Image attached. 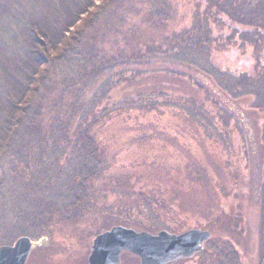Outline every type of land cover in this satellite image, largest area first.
I'll use <instances>...</instances> for the list:
<instances>
[{"label":"trees","instance_id":"1","mask_svg":"<svg viewBox=\"0 0 264 264\" xmlns=\"http://www.w3.org/2000/svg\"><path fill=\"white\" fill-rule=\"evenodd\" d=\"M84 1L8 0L10 7L0 11V105L7 101L14 109L11 88L21 83L24 89L19 101L24 106L18 103L15 113L0 107V157L19 159L7 166L1 160L0 182H7V171L17 170L23 182L66 178L80 182L69 186V196L84 198L87 182L109 169L111 123L148 115L160 125L159 115L169 110L217 134L240 132L246 149L254 146V124L261 121L260 110L264 113V0H194L207 7L183 14H176L172 0H152L142 8L152 23L135 21L140 17L131 14L139 8L127 10L121 8L123 0H113L97 9L95 21L88 22L95 24L71 32L75 9ZM4 3L0 0V6ZM174 17L180 20L175 23ZM49 30L62 44L56 55L26 46V37L38 45L37 35L49 36ZM248 47L252 57L243 53L249 60L241 61L249 62L241 71L214 61L222 50L239 53ZM27 49L34 62L24 66ZM10 54L18 55L22 68L11 71ZM226 246L214 249L217 260L207 259L219 264L230 250Z\"/></svg>","mask_w":264,"mask_h":264},{"label":"rangeland","instance_id":"2","mask_svg":"<svg viewBox=\"0 0 264 264\" xmlns=\"http://www.w3.org/2000/svg\"><path fill=\"white\" fill-rule=\"evenodd\" d=\"M87 1L82 8L75 9L79 13L74 27H70L71 32L94 20L97 9L113 0H92L86 6ZM151 1L123 0L121 8H139L131 14L140 17L135 21L152 23L154 20L142 9L151 6ZM10 3L5 0L0 11L7 10ZM171 3L176 14L196 6L207 7L196 5L194 0H172ZM179 20L174 17L175 23ZM37 36L38 45L30 36L26 37L29 49L34 46L42 55L49 52L56 55L62 48L60 39L51 30L49 36ZM3 45L12 53L11 46ZM252 49L248 47L239 53L231 48L222 50L214 61L225 70L241 71L249 62L241 61L249 60L243 53L251 59ZM33 54L28 49L24 52V66L34 62ZM17 56L10 54L6 58L15 59L10 62L12 72L22 68L16 61ZM23 91L21 83H17L10 93L16 104L14 109L7 101L0 107L15 113ZM19 104L24 106L22 102ZM260 111L257 116L261 121L254 124L256 134L251 140L254 146L248 150L242 133L226 129L217 134L202 129L177 115L179 111L161 112L160 125L150 122L148 115L138 121L117 119L108 131L115 136L107 140L109 169L103 178L87 182L89 190L84 198L70 197L66 192L69 186L80 182L66 178H57L55 182H23L17 177L19 170L10 174L6 170L7 182H0V245L29 236L34 248L27 264H88L91 242L114 225L152 233L161 229L180 233L201 228L211 232L205 244L206 253L178 264H206L210 260L207 258L217 260L214 249L226 245L230 250L222 253L219 264H261L264 258V205L260 204L264 199V113ZM15 159L0 157V162L7 166ZM27 169H32L31 164ZM56 175L62 174L58 170ZM208 253L211 257H207ZM122 264L141 262L132 253L124 252Z\"/></svg>","mask_w":264,"mask_h":264},{"label":"water","instance_id":"3","mask_svg":"<svg viewBox=\"0 0 264 264\" xmlns=\"http://www.w3.org/2000/svg\"><path fill=\"white\" fill-rule=\"evenodd\" d=\"M211 232L190 228L180 233L161 229L156 233L114 225L95 236L88 255L89 264H121L123 252H130L141 264H167L191 258L204 249ZM33 241L21 236L12 244L0 245V264H26ZM264 264V258L262 263Z\"/></svg>","mask_w":264,"mask_h":264},{"label":"flooded vegetation","instance_id":"4","mask_svg":"<svg viewBox=\"0 0 264 264\" xmlns=\"http://www.w3.org/2000/svg\"><path fill=\"white\" fill-rule=\"evenodd\" d=\"M33 248H34V243H33L32 249ZM89 248H90V252H91V246ZM205 250H206V246H204V249L201 252L197 253L196 255H194L191 258H195L197 255L203 254V252ZM31 252H32V250H31ZM31 252H30V254H31ZM205 253H206V251H205ZM122 256H123V254H122ZM122 256H121V264H122ZM29 257H30V255H29ZM29 257H28V260H29ZM191 258H183V259H179V260H176V261L169 262L167 264H178V263H182V262H185V261H189V260H191ZM28 260H27L26 264L28 263ZM87 262H88V257H87ZM88 264H89V262H88Z\"/></svg>","mask_w":264,"mask_h":264}]
</instances>
